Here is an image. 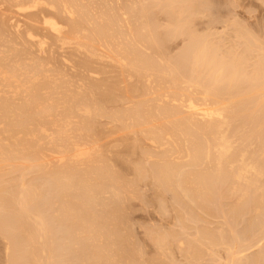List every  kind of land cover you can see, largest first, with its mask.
<instances>
[{
	"label": "bare ground",
	"instance_id": "obj_1",
	"mask_svg": "<svg viewBox=\"0 0 264 264\" xmlns=\"http://www.w3.org/2000/svg\"><path fill=\"white\" fill-rule=\"evenodd\" d=\"M121 1L122 3H120ZM123 1L124 0H0V182L2 183V180L3 183L5 182L3 174L4 172L6 173V177L7 173L17 170L18 173H20V176L21 170L19 172V169L23 170L24 164L29 165L26 166L28 167L26 168L27 170H33V172H35H31L33 173L32 175L37 174L35 181L33 179L35 175L31 177L34 181L31 183L28 182V180H25L26 178L24 177V174L23 176L21 175L22 177H20L21 180L19 179V182L13 181V183H11V180L9 181V185L11 184V186H13L14 184L17 189H21L20 193L17 192L16 194L20 195L17 198L18 200L15 198L17 196H15L16 189L14 186L13 189L9 190L4 187L7 191V194H10V197L9 195H3L4 197L0 196V210L1 212L2 210L5 212L7 211L5 215L3 213V215L0 216V228H4L0 231L4 233V238L7 242L6 250H8V253L12 256L13 253L15 254L17 251L16 256L18 254V256H20L19 259H29L27 262L29 264H32V262L33 264H40L42 261L44 263V260H46V258L44 259V256H49L51 260V257L53 256L50 257V254H42L49 252L46 248L49 245L52 250L57 246L54 245L57 233L53 234V231V235H51L49 230L50 228L48 227L50 221L47 216L44 215L45 211L43 212L44 208L45 210L48 209L47 204L44 201L49 200L47 202H49V210H51L50 213L52 212L54 215L53 218L59 223L62 222L63 224L61 225H64V230H66L64 235L65 237L63 238L65 240L64 244L67 242L66 244H70L69 246L75 247V245L77 246V243L81 241L80 233L81 235L85 233L84 231H86L85 229L88 227L87 224H89V228L99 225L97 224V216L95 217L96 220L93 219V221L91 217H87V213H89V215L91 214V207H107V203H99V201L103 199L100 197H102V195L105 193L111 192V194L116 199H118L120 196L119 192L121 191L119 190L121 187L120 189L116 187H119L123 180L120 176L121 173H117L118 170L115 172L114 168L117 169L121 163L119 162L120 164L114 167L111 163V160L110 162L106 163V160H102L101 157L102 145H107L109 149V146L112 145L109 144V142L116 144V142L119 143L123 141L121 143L124 145L127 144L124 143L126 135L125 137L122 135H119L115 138L112 137L114 139L109 137L113 136L115 133H123V131L125 133V131L130 130V133L127 132L128 134L133 136V134L135 135L136 133L139 134V137H142L143 135L144 140L148 141V143L150 142L154 149H165L164 146H167L166 149L168 150L166 151L168 153H165V150H163L164 153L160 150L162 154L161 152L156 153L155 150L153 151V153L155 152V155L149 154L150 148L147 152L145 151V153L142 150L141 152H143L144 155L146 153V155H148L144 156L146 157V162L144 161V164L147 163V159H150L154 164H157L153 165L152 170H150L149 173L152 172V175H150L152 179L158 183L159 187H164L170 190L172 187L176 189L175 186H173L176 185L178 188L176 191H179L181 188V191L185 193L187 198L190 194L191 196H196L199 199L202 197L207 199L206 196H209L216 186L214 184V180H217V182L220 180L221 183V181L227 182L228 180L230 182V179L232 178L239 182L246 181L247 183V180H249L247 177L250 174H253L256 177H262L263 175L264 178V171L260 168L261 165L257 164L259 161L257 160V162L253 160L255 162L254 163L251 161V158L248 159V156H246V160L245 153L236 159L237 155L239 154L237 153V155H235L236 157L233 156L235 157L234 159L228 160V158H230L229 156H231L230 152L233 148L232 144L236 143L234 141V143L231 144L230 138L228 137L230 130L229 128L233 124L232 121L235 118V116H231L233 118L232 120V118H229V115L232 111L237 110V97L240 96L239 98H241L242 96L240 95V85L238 87L236 85L239 82L241 84L244 82L242 81L243 79H240L242 77H240L241 72L238 75V71L241 68L237 70V66L235 68L232 66L234 69L232 68V72L230 71L229 73L228 69L225 70L228 67H226L225 64L224 66L219 61L215 60V58L210 56L205 46L202 47L201 43L199 45V42L201 41L197 39L195 40L197 43L191 42L192 44L194 43V45L191 44L188 46V48L190 47L192 51V54L189 53V56L191 54V61L189 64H193V73L191 72L190 68L189 70L187 69L188 72L182 68L188 73L190 77L188 75L184 76L183 70L181 69V72L178 70L177 73L179 75H183L178 80L179 75L177 74V77L172 73H176L177 69L180 68L177 67L176 63L174 65V69L176 70H171L172 72L170 71V74L172 75V78L177 77V80H170L172 78L169 77L170 74L168 71L172 69L173 66L168 69V73L162 70L163 75L166 76V74H169V76H167L170 79L168 80L167 76L165 78H167V81L172 82L171 84L165 81L163 75L155 77L152 73L155 71L156 67L159 68V63L164 59L160 54V60L162 59V61L158 60L160 62L158 64L155 63V65L157 64L155 67L153 64L155 59L153 60L152 56L151 58H146V54L149 53H147L146 50L151 46L150 44L153 42L157 43L155 42L157 39L155 40L154 36L152 38L150 36L151 34L149 33L151 32L153 35L154 30H144L146 29L144 27L148 26V24L145 25L146 22H144L145 20L143 21L145 23H143L144 25L142 28L144 31L142 29L141 31H143V33L147 31L150 34L148 35L147 32L145 34V37L148 35V38L146 37L148 39L146 42L148 43L149 47H146L145 45L147 49L144 47L145 50L143 52L142 50L144 48H141L142 44H140V42L141 39L146 38L141 36V38L138 40L137 34V32L139 33L140 30L138 24H140L139 22H142L139 20L141 16L143 18V13L141 16H139L138 13H135L137 12L135 11L137 9L134 7L137 3L139 4L140 1L138 2L135 0L136 4H130V8L131 5L133 6L132 10L135 8V12L132 11V13L134 12L135 14L125 13L128 12V7H126L128 5V0L125 1L126 3L124 2V4ZM114 2L115 6H113ZM120 4L122 6L125 5V7H123L125 9H122V6L119 7ZM138 12L141 14L142 11L139 10ZM128 15L133 16L131 17L133 18L132 20L136 19L137 22L139 21L138 24H136V20L131 21V18H129ZM172 20L174 21V19ZM130 21L131 23L135 22L137 27L135 28L133 25L134 23H132L133 26H131ZM178 23L183 25L187 22L184 21V23ZM185 26L187 25L185 24ZM132 27L134 28L132 29ZM135 29L138 31L136 30V32L133 33V35L136 34L134 35L135 37H133L131 32L135 31ZM174 30L178 31V29ZM140 35L144 34L141 32ZM130 36H132V38ZM149 36L155 41L149 43ZM157 36L158 35H156V37ZM143 43H145V40ZM154 43L152 46L155 45ZM156 45L158 46V43ZM157 46L155 48L151 47L152 49H150L153 51L157 48L162 49L161 46ZM138 47L139 49H142L140 51L141 55L144 53L143 55L145 57L139 55L140 53L137 50ZM190 49H188V51ZM158 52L161 53L160 51ZM158 52H154L156 56H159ZM154 53H152L153 56L155 55ZM152 54L150 53V55ZM142 57H144L146 60H143ZM156 58L159 59L158 57ZM167 58L169 59V56H167ZM182 58L181 60H183ZM158 61L156 60V62ZM177 63L180 64L179 66L182 65L179 63V61H177ZM165 64H167V62ZM189 64L185 65L186 68H188L187 65ZM162 65L163 63H161L160 66L162 67ZM198 65L199 69L201 68L200 70L202 73L198 69L200 73H198L196 70L195 73H197L195 75L193 68L194 66L198 67ZM189 67H191V65ZM197 67H195V69ZM204 69L208 70V73L207 71L203 73ZM226 71L229 74L226 73ZM189 72L193 74V76ZM225 73L228 75L224 76ZM237 75L239 77H237ZM204 76L206 78L209 77V80H206L207 86H203L205 85L203 84V81L206 79H204ZM152 77L154 79L159 78V83H168L170 87H168L167 92L162 90L163 88H167L165 87L167 84L163 86L164 83H161L162 86L160 87H163L162 89L158 88L155 90L157 79L156 84H154L155 87L153 88V84H151V82H154L155 80L153 81ZM161 77L164 79L161 80ZM201 80L203 85L201 84ZM246 80L247 79H245V81ZM253 80L256 81V79H252L251 81ZM208 81L210 82L207 83ZM221 82H225L227 85L229 84V87L226 86L227 88L223 92H221V90L217 91L219 89L217 86L219 83L221 84ZM183 85L186 87H183ZM219 87L221 86L219 85ZM176 88L179 90L177 92L180 93L175 94L174 90H177ZM159 89L162 90L163 93H161ZM170 89L174 90L169 91ZM170 92L172 93L170 94ZM235 98L236 101L233 102L232 100H235ZM119 104H121V106ZM113 106H115L116 109H121V111L116 110ZM226 115H228V117ZM237 116L239 117V114ZM104 118L107 119V121L110 120V126L112 123L113 126H107L106 129L102 131V127L100 128V125L103 126L101 122ZM114 123H118L121 126H118L117 128L115 127L116 125L114 126ZM133 130H135V132L132 134ZM105 132L107 135L111 133L113 134L108 135L107 138ZM101 133L105 134V137L103 135L102 137ZM116 134L115 136H117ZM234 135L236 136V134ZM136 136L138 137V135H135V138ZM129 138H127L128 141ZM141 139H143V137ZM178 139H181L182 141L184 140L186 143L185 145L187 146L185 149L187 153L184 151V149H181L183 146L180 148L181 150H179L180 144H178L179 141L177 142ZM135 140L140 141L139 139H134V141ZM100 141L102 144L99 143ZM145 141L143 145L147 143ZM188 141H190V145ZM89 143L94 145L92 146L93 148L88 147L90 146ZM179 143H181V141ZM211 143L215 144H213V147L216 149V157L214 156V161L208 162L210 166L208 163H206L207 166L205 164L203 166L202 160L204 158L207 157L208 161H210L209 158H211ZM236 144L239 145L238 143ZM136 145L138 147H142V144L140 143L139 145L138 142H134V145L131 146L136 147ZM145 145L144 150H146ZM168 146L170 148H168ZM134 147H132V151L135 149ZM141 147L139 148L141 149ZM103 148L105 150L106 146ZM108 149L105 151L110 152L111 149ZM52 150L55 151L54 154H58L59 157L56 158V156L53 158L55 160L52 159L48 162L46 159L47 155L52 157L56 155H50V153H47L49 151L51 152ZM152 150L150 153H152ZM112 151L114 152V150ZM132 151H130V153ZM181 151H184L183 153H186L185 155L189 159V161H184L183 159L185 163H188V166H196L197 164H201L195 168L201 166L206 167L205 173H201V169H203L202 167L200 168L198 174V171L195 170L196 174H193L195 171H192V173H190L193 175H191L188 172L191 171L192 168L188 172H185L186 170L184 171L183 169L186 164L182 165L183 162H181L180 166L177 165V162L175 163L177 160L175 159L178 157L176 156L175 159L173 157L174 155H180L182 153ZM109 152H107V154ZM52 153L53 152H51V154ZM137 153L138 152L136 151V154ZM235 153L236 152L233 150V154ZM241 153L242 152H240V154ZM117 155L118 158L119 154ZM141 155L142 154H140V156ZM246 155H249V152L248 154L246 153ZM262 155V157H264V153ZM111 156L112 155H110V157ZM181 156L182 158L184 157V155H180V157ZM259 158L260 157L258 156V159ZM261 158L259 160H263ZM105 159H108V156L106 157L105 155ZM123 159H120L121 162ZM181 159L179 158V160ZM225 159L228 160L227 164L230 167L229 169H227L228 166L225 165ZM19 160L23 167L20 165V163L19 167L17 164V166L15 164L11 165L12 163H15L16 161L18 162ZM53 161L56 162L50 163ZM116 161L118 162V160ZM59 163L64 167H62V165H59L58 168L57 166H54L55 164L58 165ZM109 163L112 164L113 168ZM128 163L129 162L126 164ZM51 164L54 165L52 166ZM135 164L138 163L135 162ZM129 165L130 164H128V166ZM49 166H51V168ZM211 166L213 167L214 171L212 169L210 170L214 172V175L212 173H210L211 175L208 174L209 168ZM224 166H226V168ZM134 167L133 168L137 172V175L141 176V178H143L142 176L144 175L148 177L147 174L142 172L145 166L142 167V170L141 168L136 170L138 167H140L139 165L137 168L136 166ZM148 167L149 166H147V168ZM5 168L12 170L6 172L7 170ZM145 169L146 167L143 171H145ZM147 171H145V173H147ZM13 172H11V174ZM27 172L29 171H26L25 173ZM10 177L11 176L9 175V178ZM15 178H17V176ZM38 179L43 180L46 185L44 183V185L40 187L39 184H37L39 181ZM148 179L150 180V177ZM191 181H193L194 186H192ZM260 181L253 182L251 186H257V184L259 186ZM132 182L134 183V181ZM175 182L176 184H174ZM188 185H191L194 190L190 189L191 186L188 188ZM120 186H123V183ZM240 186L242 187V185ZM2 188L0 191L4 192ZM176 191H174L175 195ZM122 195L123 194H121V197H123ZM179 197L181 198V196ZM192 198L193 197H191V199ZM126 199L127 198H125V200ZM58 200L60 204L57 203ZM205 201L206 200L203 202L205 203ZM115 207L116 208L113 209V212L117 213L116 218L113 220L106 219V222H102V225L118 227L121 218L119 214L120 209L118 206ZM237 213L238 212H236V214ZM50 216L52 217V215ZM60 230L58 231L59 233ZM116 233V228H111L109 235L115 236L119 239V235ZM47 236H50L49 239L51 238V240L47 239L50 241V243L49 245L47 244L48 246H45L46 242L43 241V244L42 240H44L45 237L47 238ZM61 236L62 235H60V237ZM38 241H41V245L43 244L42 246L40 245L41 248H39V243H36ZM22 243L24 245H22L20 248L19 246H21L20 244ZM60 244L62 245V243H59L58 246ZM35 245L39 246L35 248H38V250L40 249V252L44 251V248H46V251L42 252L41 254L40 252L35 254ZM61 245L59 246L60 249ZM74 247L73 249L72 247L68 248L69 251L70 249L71 252L72 250L75 251ZM52 250L50 252H52ZM82 252H85V247ZM39 254L40 258L42 255L43 259H41L42 261L38 260V263L37 258L35 259L34 255L38 256ZM63 254L65 255V253ZM6 255L8 256V254ZM64 255L62 256L65 258ZM15 258L16 262H19L17 261V257ZM56 260H58V258ZM59 260L61 259L59 258ZM49 261H47V264L51 263V261L48 263ZM52 261L56 263L53 258Z\"/></svg>",
	"mask_w": 264,
	"mask_h": 264
},
{
	"label": "rangeland",
	"instance_id": "obj_2",
	"mask_svg": "<svg viewBox=\"0 0 264 264\" xmlns=\"http://www.w3.org/2000/svg\"><path fill=\"white\" fill-rule=\"evenodd\" d=\"M125 1H127V0H124L123 4ZM129 1L130 0H128V3H127L128 5L126 6V7H128V10L126 9L128 12H125V13L133 14L135 11H137L135 13H138L139 16H141L143 13V18L141 16L140 20H139L142 22L138 21L141 24V26H140V24H138L136 19H135L136 21L132 20L133 18H131V17H133V16L128 15L129 18H131V21H135L136 24H138V27L140 28L139 33L137 32L138 40H139V38H141V36L145 37V34L147 31H145V33H143L144 30H147V29H148V31L154 30L155 32L153 31V33H154L153 35L151 32H149L151 35L148 32L147 33L152 38L154 36L155 40L156 39L157 40L155 41L154 39H152L149 36V38L152 39V40L149 39V41H150L149 43H152L153 41H155L158 43V46L159 47L161 46V48H162V49L157 48L158 50L156 49L154 51L151 50L152 49L151 47L155 46L157 43L153 42L155 45L152 46V44H153L152 43V44H150L151 46L149 47L148 43L146 42V40H148L147 39L148 35H146V37H147V38L145 37L146 39L143 38L145 40V43H147V44L143 43L144 40L141 39V42H140V44H142L141 48L143 49L145 47V45H146V47H149L148 49L145 47L147 49L146 52L147 53L149 52L148 54H146L147 55L146 58L147 57L151 58V56H152L153 60L155 59L154 60L155 62L152 60L154 62L153 63L154 65H155V63L158 64L160 61H162V59L160 60V54L162 55L161 57H163V59H164L163 60L164 62L162 61L159 64L161 65V63H163V65H165V66L162 65V67H161L159 65V68H158V67H156L157 64L155 65V67H156L155 71H153V73H152L155 77H157L159 75H163L162 70L164 72L165 71L167 72L168 69L171 68V66H173V67H172V69H170L168 71L169 74H170L171 70H176V69H174L175 63L177 65V67H180V68L177 69L176 73L171 71L174 75L177 76L178 70H179V72H181L182 68H184L187 72L190 68L191 72H192V67H193L192 65L193 64H189V62L191 61L190 56L192 54V51H191L190 47L188 48V46H190L192 44L191 42H195V40H197V39H199L201 41V42H199V45L201 43L202 47L205 46V48L208 50V53L210 54V56L215 58V60L219 61L221 64H223V65L225 64L226 67H228L226 69L224 67V69L225 70L228 69L229 73H230V71L232 72L233 67L235 68L237 66L238 67L237 70H239V68H241L238 71V75L241 72L240 77L241 76L242 77L240 79L241 80L243 79L242 81H244V82L241 84L239 82L240 80L238 81L239 83H237V81H236V83H237L236 85H237V87L240 85V87H239V89L241 90L240 95H242V96H241V98H239L240 96L237 97V102H238V103L236 102L237 110L232 111L230 113V115L227 113L230 116L229 118H232L231 116H233V117L235 116L234 120H233V118H232V120L235 121L236 123L239 122L236 124L235 122L232 121L233 124L229 128L231 131L229 130V134H228V137L230 138L231 144L234 143V141H235L239 145H237L236 143L232 144L233 148H235V149L237 148V149L235 150L232 148L234 150V152H236L235 154H233V150L231 149V152H230L231 156H229L230 158H228V160L234 159L236 157L235 155H237V153L240 154V152H242L240 155L239 154L237 155L236 159H238L242 154L245 153V159L247 158L246 156H248V159L251 158V161H253V160L257 161L258 160L259 163H257L258 161L256 163L258 165H261V166L263 165L262 167L260 166V168L264 171V163H263L264 157H262L263 156L262 154L264 153V132H263L264 131V0H136L138 2L140 1L139 4L138 3L136 4L135 0H131L130 2ZM134 1H135V3H134ZM120 3H122V1ZM114 4H115V2L113 3V6H115ZM130 4H133V5L136 4V6H134V7L137 10L134 11L135 8L132 10L133 6L131 5V8H130ZM120 6H122V5L120 4L119 7ZM123 7H125V5L122 6V9H125ZM129 10H130V12H129ZM139 10L142 11L141 14H139L140 13V12H138ZM123 11H125V10H123ZM132 11H134V12L132 13ZM172 19H174V21ZM131 21H130V23H131ZM143 21L146 22V24ZM155 21H156V24H155ZM184 21L187 23H184ZM135 22H132V23H134L133 25L136 28L137 26L135 25ZM178 22H182L184 24L182 25ZM132 23H131V26H133ZM143 23L145 25L148 24L149 27L145 26L144 28H146V29L143 30L142 29L143 25H144ZM177 24L179 27L177 26ZM185 24L187 26H185ZM133 28L134 27H132V29ZM141 29L143 31H141ZM174 29H178V31L176 30L177 31L176 32ZM136 30L137 29H135V31L132 30L133 32H131L132 33L131 35L133 37H135L134 35H136V34L133 35V33L136 32ZM141 32L144 35H140ZM156 35H158V36L156 37ZM132 36H130V37L132 38ZM161 39H163V40H161ZM195 43H197V42H195ZM143 44H144V46H143ZM192 45H194V43ZM155 47H153V48H155ZM197 47H198V45H197ZM141 48L139 49V47H138V49H137L138 52L140 53L139 55H141V52H140L142 50ZM145 48L142 50L143 52H144ZM187 48L190 50L188 51ZM186 49H187V51H186ZM150 50H151V52H150ZM155 51L161 52V53L158 52L159 56H156V54L154 53ZM150 53L151 54L154 53L155 55L154 56H153V54L150 55ZM163 53H165V54H163ZM189 53H191L190 56H189ZM143 54L141 56H144ZM164 55H165V57H164ZM167 56H169V59L167 58ZM144 57H142L143 60L145 59ZM156 57H158L159 59H157ZM170 58H172V59H170ZM181 58L183 60H181ZM156 60L157 61L160 60V61L156 62ZM168 60H170V61H168ZM176 60L179 61V63H181L182 65L183 64L184 65L179 66L180 64H178ZM186 61H187V63H186ZM150 62H151V60H150ZM166 62H167V64H165ZM169 63H170V65H169ZM186 64H189V65H187L188 68H186V66H185ZM190 65H191V67H189ZM160 67H161V69H160ZM195 67H197V66H194V68H193L194 73L196 70L198 71L199 65L196 69H195ZM166 68H167V70H166ZM185 70H183L184 76L188 75V73L185 72ZM205 71H207V73H208V70H205V69L203 70V73ZM155 72H157V73H155ZM200 72H201V70H200ZM200 72L198 71V73H200ZM228 72L226 71V73H228ZM196 73H195V75H196ZM226 73L224 76L229 74V73L228 74H226ZM156 74H158V75H156ZM169 74H166V76L167 75L169 76ZM205 74H203V75H205ZM182 75H179L178 80L180 79V77H182ZM191 75L193 76V74H191ZM238 75H237V77H239ZM163 76H164V78L166 77L165 75H163ZM168 76H167V78H168ZM171 76L172 75L170 74L169 77L172 78ZM177 77H174L172 79L168 78V80L169 79L174 80ZM164 78H162L161 80H163ZM167 78H165V81L169 82V84H171L172 82L167 81ZM205 78L206 77L204 76V79ZM156 79H157V84H156ZM156 79L153 78V81L154 80L155 81L151 82V84H153V88L155 87L154 84H156L155 90L158 88L162 89L163 87H160V86H162V84L164 83L163 86H165V84H167V86H165L167 88H163L162 90L167 92V89H168V87H170V85L168 83H165V82L159 83L158 82L159 78H156ZM207 79L209 80V77L203 81V84H205V85L202 84V80H201V84L203 86H207L206 85ZM245 79H247V80L245 81ZM248 79L249 80L250 79L251 80L256 79V81L255 80L249 81ZM209 82L210 81H208L207 83H209ZM151 84H150V86H151ZM159 84H161V85H159ZM157 85H159V86H157ZM219 85L221 87H219ZM219 85L217 86V88H219L217 91L221 90V92L225 91V89L227 88L226 86L229 87V84L227 85V83H225V82L224 83L221 82V84L219 83ZM222 85H225V86H222ZM184 86L185 85H183V87ZM176 89L177 90H174V89L171 90L170 89L169 91L174 90L175 94L180 93V92H177V91H179L178 88H176ZM162 90H160L161 93H163ZM160 91H158V92H160ZM171 93L172 92H170V94ZM232 101L235 102L236 98H235V100H232ZM119 105L121 106V104H119ZM113 107L115 108V106H113ZM116 110L121 111V109H116ZM120 111H118V112H120ZM238 114H239V117L237 116ZM228 115H226V116L228 117ZM236 118H237V120H236ZM248 119H249V121H248ZM105 120H106V125H105ZM101 124H103V126L105 125L104 126L105 128L100 125V128L102 127L101 130L104 131L107 126L108 127L110 126V120L107 121V119L104 118V119H102ZM238 125H240V126H238ZM112 126H113V123L111 124L110 127H112ZM114 126L118 128V126H121V125L118 123H116V124L114 123ZM237 128H239V129H237ZM242 128H243V130H242ZM240 130H242V131H240ZM129 131L130 130H127V131H125V133H127V132L130 133ZM136 131H137V129H136ZM234 131H236V132H234ZM134 132H135V130H133L132 134ZM119 133H117V134L115 133L117 136H115V134H113V133L108 134V135L113 134V136H109L111 138L112 137H114V138L118 137L119 135H122L124 137L126 135V139L129 138L130 134H128V133L125 134L124 131H123L124 134L121 132H119ZM105 134L107 137L108 135L106 132H105ZM105 134L101 133V136L103 135L105 137ZM234 134H236V136ZM135 135H138V137H139V134L135 133ZM135 135L134 134H133V136L130 135V138H129L130 142L128 141V139L127 140L125 139L124 143L125 144L127 143L126 145L121 143L123 141H121L119 143L116 142V144L109 142V144H112V145H110V146L108 145L109 149H111L110 152L107 151V152H109L108 154L105 151L108 149L107 145H102V147H101V149H102V151H101L102 160L103 159H104V161L106 160L105 161L106 163L110 162V160H111V163L113 164L114 167H116L117 165H119L121 163L122 166L119 165L117 167V169L116 168H114V169H115V172L118 170L117 173L118 172L121 173V175L120 174H118V175H120L122 180H123L121 182V184L123 183V186H120L121 185L120 184L119 187H116L119 189L121 187V189L119 190L121 192H119L120 196L118 197V199L114 198V196L111 194V192H109L110 194L105 193V194H103L104 196L102 195V197H100L103 199H101L99 201V203L105 202V203H107V207H104V206H93V207H91L92 210H90V212L93 215H91V214L89 215V213H87L88 211L86 212L87 217L88 216L91 217L92 221L97 216L98 217V218L96 217V219L98 220L97 224H99V225H97V226L95 225L93 228L92 227L89 228V224H87L88 227L85 229L87 232L84 231L85 233L82 235L80 233V236H81L80 240L81 241L78 242L79 245L77 243V246L75 245V247H74V246H69L70 244L69 245L66 244L67 242L64 244L65 240L63 238L65 237L64 235H65V231H66V230H64L65 229L64 225H61V224H63L62 222L59 223L57 220H55L53 218L54 215L52 214V212L50 213L51 210H49V204H48L49 202H47L49 200L45 199L47 201H44V202L47 204V207H48V209H47V207H46V209L49 212L47 210H45V208H44L43 212L45 211L44 215L47 216V218L50 221L49 222L50 224H48V227L50 228L49 229L50 233H51V235H53L54 233H57V235L60 234L62 236L60 237V235H58V236L56 235V239H55L56 241H55L54 245L55 246L57 245V246L53 250L51 249V247L49 245L50 241H48V240H51V238L49 239L50 236H47V238L45 237V239L42 240V242L43 241L46 242L45 246L47 244L49 245V246L47 245L48 247H46L49 252L43 253L42 255H45V254L49 255L50 254V257L53 256V257H51V260H50L49 256H44V259L46 258V260H44V263L41 260V259H43L42 255L40 258V254L42 252L46 251V248H44L45 246L42 247L45 250L40 252L39 251L40 249L38 250V248H35V247H39L41 245V241L36 242V243H39L38 244L39 246L38 245L34 246V248L36 249V250H34V252H35V254L36 253L38 254L40 252V254L38 256L34 255L35 259L37 258V262L39 263V261L41 260L43 264H45V263L47 264V261L50 260L51 263H50V261L48 262L50 264H61V263L64 264V262H65V264H264V194H262V193H264L263 175H262V177H260V176L256 177L253 174H250L247 177V179H249V180H247V183H246V181L239 182L236 179H232V178L230 179V182L228 180L227 182L221 181V183H220V180H218V182H217V180H214L216 183L214 181L213 182L216 186L214 187V185L212 184V186L214 187V190H212V192L210 193V195H209L210 197L206 196V198L208 200L203 198V197L200 198L201 199L200 200L198 197H196V196L194 197L193 195L191 196L190 194L187 198L185 193L181 191V188L179 189V191H176V189L178 190L176 185H173V186H175L176 189H174L172 187L170 190L167 188H164V187H159L158 183L154 179H152V177H151L152 172L149 173L150 170H152L153 165H157V164H154L150 159H147V163L144 164L146 162L145 161L146 157H144V156H148V155H146L147 153L144 155L145 151L147 152L150 148V152L152 149L153 150H152V153L149 152V154L155 155V152L156 153L161 152V151L163 152V150H165L164 151L165 153H168L166 151V150H168V149H166L167 146H164L165 149L160 148L161 151L159 149H154V147L151 146L150 142L148 143V141L144 140L143 135H142L143 139H141L142 137L138 138L137 136L135 138ZM237 136H238V139H237ZM133 137H134V139H139L140 141H138V140L134 141ZM107 138H105V139H107ZM114 138H112V139H114ZM132 140L136 143L138 142L139 145L141 143L143 148L141 146H139V147H141V149H140L137 145H136V147L131 146V145H134V142ZM103 141H105V140H103ZM144 141L147 142V143H145L146 145L144 144L146 150H144V145H143ZM178 141L179 142L181 141L182 144L179 143ZM105 142H104V144H105ZM177 142H178V144H180L179 150L184 149V151H186L185 147L187 145H185L186 143L184 142V140L182 141L181 139H178ZM189 142L190 141H188V143ZM99 143H101V141ZM99 143H97V144H99ZM254 143H256V144H254ZM101 144H99V145H101ZM213 144L214 143H211L212 146L210 145L211 146V149H210L211 150V152H210L211 158H209L210 161H208V158L206 156H204V157H206V158H204L206 160H204V159H203L204 161L202 160L203 166H204V164L207 166L206 163L214 161L213 159H215V157H216V149H214ZM89 145L91 146V147L88 146L89 148H93L92 146H94L91 143H89ZM189 145H190V143H189ZM105 146L107 149L105 148V150H104L103 147H105ZM123 146H125V147H123ZM146 146H148V147H146ZM132 147L135 148L134 149L135 152H134V150L132 151V149H133ZM115 148H116V150H115ZM138 148L140 149V152H139ZM168 148H170V147L168 146ZM241 148H243V149H241ZM112 150H114V152ZM142 150L144 153L141 152ZM154 150H155V152L153 153ZM115 151H117V152H115ZM118 151H119V153H118ZM130 151H132V152L130 153ZM136 151L139 154L138 153L136 154ZM184 151H181L182 153L180 155H184L185 158L184 157L182 158V156L180 157L179 154L174 155V157H173L174 159L176 156L178 157L177 159H175L177 161L174 160L175 163L177 162V165L180 166L181 162H183L182 165L186 164V166H184V169H183L184 171L186 170L185 172H188L192 168V170L189 171L188 173H190V172L192 173V171L196 170V171H198L197 172V174H198L200 168H202L203 166L197 167V168H195V167L200 166L201 164H199V165L197 164L196 166H194V165L188 166V163L184 162L185 160L189 161V159L185 155L187 153V151H186V153H183ZM238 151H240V152H238ZM51 152H53V153L51 154ZM51 152L49 151L47 153H50V155L56 154V153L54 154L55 151H53V150ZM162 152H161V154H162ZM248 152H249V155H246V153L248 154ZM47 153H46V155H47ZM116 153L119 154V157H118L119 159L117 158L118 155ZM132 153H133V155H132ZM104 154L106 155V157L108 156V159H105ZM109 154L112 156L110 157ZM140 154H142V155L140 156ZM213 154H215V155H213ZM48 156L49 155H47V157H46L48 162H49V160H52L56 156H57L56 158L59 157L58 154H56L53 157L52 156L48 157ZM233 156H235V157H233ZM258 156L260 158L262 157L261 159H263V160H259L260 158L258 159ZM212 157H214V158H212ZM48 158H51V159H48ZM179 158L180 159L182 158V159L179 160ZM120 159H123L122 162H124V163H122ZM183 159H184V161H183ZM53 160H55V159H53ZM116 160H118V162ZM148 160H150V161H148ZM225 160H226V161H224V162H226L225 165L228 166L227 169H229L230 167L227 164L228 160L227 159H225ZM134 161L138 164H135ZM261 161H263V162H261ZM54 162H56V161H53L50 163H54ZM125 162L126 163L129 162L128 164H130V165L128 166V164H126ZM260 162L263 164H261ZM19 163H20V160L18 162L16 161L15 163H12L11 165L17 164L19 167L20 165H22L21 163L19 165ZM140 163H141V165H140ZM112 164H110V165L113 168ZM51 165L53 166L54 164H51ZM59 165H62V164L59 163L58 165L55 164L54 166L55 167L57 166V168H58ZM138 165L140 167L137 168ZM146 165L149 167L147 168ZM208 165H209V163H208ZM26 166H29V165L24 164V167L22 165V167L24 168L23 169L24 171L22 169H19V172L21 170V175L23 176V174H24L25 175L24 177L26 178L25 180L26 181L28 180V182L31 183L33 181V179L35 181V179H36L35 177H37L36 176L37 174H34L35 176L32 175L35 172H33V170H27L26 168H28V167H26ZM134 166H136V168H137L136 170H139L140 168L142 170V167L145 166L146 167L145 171H147V170L148 171H147V173H145V171H143L145 168L144 167L142 172H144V174H147L148 177L146 175H144V176H142L143 178H141V176L137 175V172L135 171ZM226 166H224V167L226 168ZM49 167L51 168V166H49ZM62 167H64V166L62 165ZM7 168H5L7 170V171L5 170L6 172L12 170V169L8 170ZM186 168H189V169H186ZM235 168H236V165H235ZM210 169H212L214 171L213 167L211 166L209 168V171L207 168V171L209 173L208 172H206V173H208V174L212 173L214 175V172L211 171ZM133 170L135 173L133 172ZM13 171H11V172H13L15 174H13V173L11 174V172H10V173H7L6 177H5L6 173L5 172L3 173L4 174V181L5 182L8 181V182H6V183L4 182L5 185L3 183V180H2V183L0 182L1 183L0 187L1 188L3 187L2 189L4 190V192L0 191L1 197L3 195L4 196L9 195V197H10V194H7V191L5 190V188L7 190H9V189H13L14 187L16 189L15 196H17L15 198L17 199L20 196L19 194L18 195H16V194H17V192L20 193L21 189L18 188L19 189V191H18V189L16 188V186L14 184H13L14 187L11 186V184L9 185L10 180H11L10 181L11 183H13V181L19 182L21 180L20 177H22L21 175L19 176L20 173H18L17 170L16 171L13 170ZM26 171H29V172L25 173ZM129 171H130V173H129ZM196 171L193 174H196ZM201 171H200L201 173H205L206 167H203V169H201ZM31 172H33V173H31ZM193 174H191V175H193ZM9 175L14 180L11 177L9 178ZM15 175L17 176V178H15L16 177ZM31 177H33V179ZM144 177L147 180H145ZM149 177H150L151 181L148 179ZM250 178H251V180H250ZM15 179H17V180H15ZM137 179H139V180H137ZM234 180L236 181V184L239 183L240 185H242V187L239 184L236 185ZM132 181H134V183ZM193 181H191L192 186H194ZM255 181L256 182L260 181L259 186L256 183L259 189L257 188L256 185L253 187L251 186V184ZM28 182H26V183H28ZM44 183L45 182L43 180H39L37 184H39V186L41 187L44 185ZM126 183H127V185H126ZM140 183H141V185H140ZM154 183H156V184H154ZM49 184H50V182H49ZM174 184H176V182ZM223 184H224V186H223ZM45 185H46V183H45ZM243 185L245 188L243 187ZM149 186H150V188H149ZM190 186L191 185H188V188ZM192 186L190 187L191 190L193 189ZM46 187H48V186H46ZM186 187H187V185H186ZM130 188H131V191H130ZM133 188H134V190H133ZM162 188H163V191H162ZM146 189H148V190H146ZM257 189H258V191H257ZM172 190L176 191V195H175L174 191H172ZM1 192H2V194H1ZM5 193H6V195H5ZM121 194H123L122 195L123 197H121ZM125 195H127V196H125ZM179 196H181V198ZM47 197H48V195H47ZM175 197H176V199H175ZM191 197H193V198L191 199ZM243 197L244 198L247 197L246 198L247 202H246V199H244ZM125 198H127V199L125 200ZM48 199H49V197H48ZM178 199H180V200H178ZM204 200H206L205 203L203 202ZM57 203L60 204L59 200ZM58 204H57V206H58ZM242 205H243V207H242ZM115 206H118L120 209L119 214H120L121 218H120L118 227H111V226L102 225V222H104L106 219L113 220L116 218L117 213L113 212V209L116 208ZM244 208H245V210H244ZM11 211H13V210H11ZM92 211L93 212L95 211V212L93 213ZM236 212H238V213L236 214ZM3 213L5 215L7 213V211L5 212L2 210V212H1V210H0V214H1L0 216H2ZM46 213H48V214H46ZM50 215H52V217ZM91 218H90V220H91ZM51 220H52V223H51ZM87 220H89V219H87ZM99 220H101V221H99ZM53 225H54V227H53ZM111 228L112 229L116 228V232H117L116 234L119 235V239L116 238L115 236L109 235ZM2 229H4V228H2ZM2 229L0 228V230H2ZM59 230H60V233L58 232ZM52 232H53V234H52ZM172 234H174V235H172ZM1 236H3V237H1ZM3 238H4V233L1 232L0 233V264H25V262H26V264H29V263H27L29 259L28 260L24 259V258L19 259L20 256H18V254L16 256L17 251L15 252V254L13 253V255L15 257H17V259H18L17 261H19V262H16V258L13 255L11 256L8 253V250H6L7 242H6L5 238L4 239ZM44 242H43V244H44ZM59 243H62V245H63V247H62V245L60 244L61 249L59 247L60 245L58 246ZM180 244H181V246H180ZM20 245L21 246H19V247L21 248L22 245H24V244L22 243ZM41 246L39 248H41ZM65 246H67V247H65ZM70 247H72V249L74 247L75 251L72 250V252H71V249L69 251L68 248H70ZM84 247H85V252H82ZM48 248H50L52 250V252H50L51 250ZM65 248H66V250H65ZM37 250H38V252H37ZM41 250H43V249H41ZM59 251L61 252L62 255H64L63 253H65V255H64L65 258L60 254ZM66 252H67V254H66ZM74 252H75V254H74ZM6 254H8V256ZM51 254H55V255H51ZM75 255H76V257H75ZM55 256H57V257H55ZM52 258H53V260L56 261V263L52 261ZM55 258L56 259L58 258V260H56ZM59 258L61 260H59ZM6 261H7V263H6ZM8 261L11 263H9ZM42 263L40 262V264H42ZM32 264H33V262H32Z\"/></svg>",
	"mask_w": 264,
	"mask_h": 264
}]
</instances>
